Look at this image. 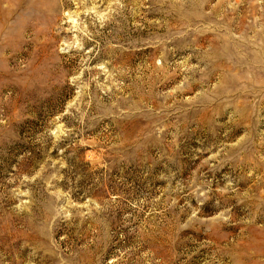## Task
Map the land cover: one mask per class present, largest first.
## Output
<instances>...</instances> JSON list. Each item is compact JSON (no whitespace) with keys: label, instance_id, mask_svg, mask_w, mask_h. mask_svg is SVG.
Here are the masks:
<instances>
[{"label":"rangeland","instance_id":"1","mask_svg":"<svg viewBox=\"0 0 264 264\" xmlns=\"http://www.w3.org/2000/svg\"><path fill=\"white\" fill-rule=\"evenodd\" d=\"M0 264H264V0H0Z\"/></svg>","mask_w":264,"mask_h":264}]
</instances>
